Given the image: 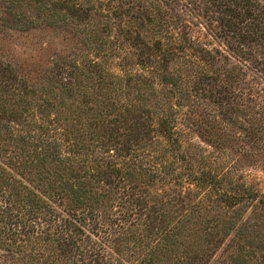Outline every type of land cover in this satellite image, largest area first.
<instances>
[{"label":"trees","instance_id":"trees-1","mask_svg":"<svg viewBox=\"0 0 264 264\" xmlns=\"http://www.w3.org/2000/svg\"><path fill=\"white\" fill-rule=\"evenodd\" d=\"M261 1L5 0L23 26L82 25L102 61L41 87L0 62V259L264 264V193L180 128L211 136L219 59L264 64Z\"/></svg>","mask_w":264,"mask_h":264},{"label":"rangeland","instance_id":"rangeland-1","mask_svg":"<svg viewBox=\"0 0 264 264\" xmlns=\"http://www.w3.org/2000/svg\"><path fill=\"white\" fill-rule=\"evenodd\" d=\"M4 1L0 0V62L29 85L48 86L52 78H59L62 68L77 72V68L89 60L102 61L100 50L93 44V36H86L82 25L80 28L73 24L50 25L36 19L34 27L23 26L7 16ZM261 3L264 5V0ZM180 15L187 18V15ZM204 33L206 44L227 52L224 44ZM99 36L101 38L100 33ZM260 57L264 62V53ZM229 59H219L214 67L218 76L214 81L215 123L211 136L184 126L180 127L185 134L183 141L198 145L206 151L204 154L212 153V159L225 164L232 184L243 183L262 194L264 130L248 135L249 124L264 129V64L238 62L237 57ZM132 69L139 70L136 65H132ZM113 71L119 73L118 69ZM6 263L0 259V264Z\"/></svg>","mask_w":264,"mask_h":264}]
</instances>
